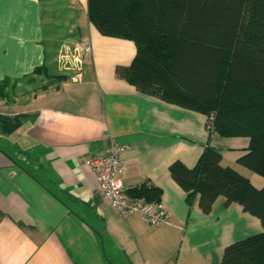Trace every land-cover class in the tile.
Returning <instances> with one entry per match:
<instances>
[{
    "label": "crops",
    "instance_id": "crops-1",
    "mask_svg": "<svg viewBox=\"0 0 264 264\" xmlns=\"http://www.w3.org/2000/svg\"><path fill=\"white\" fill-rule=\"evenodd\" d=\"M85 44L79 71L62 66L65 50ZM135 55L133 42L88 23L86 0H0V264H220L225 248L262 233L222 197L209 214L197 198L185 203L169 167L193 168L207 146L255 189L264 179L236 163L248 138L209 135L205 115L117 78ZM191 71L184 87L197 95ZM112 146L122 148L126 189L149 181L161 190L165 224L121 217L102 199L84 161Z\"/></svg>",
    "mask_w": 264,
    "mask_h": 264
},
{
    "label": "trees",
    "instance_id": "trees-1",
    "mask_svg": "<svg viewBox=\"0 0 264 264\" xmlns=\"http://www.w3.org/2000/svg\"><path fill=\"white\" fill-rule=\"evenodd\" d=\"M88 23L102 37L134 43L130 66L116 77L141 93L213 116L220 138L245 137L248 151L237 165L264 179V0H86ZM198 63L186 67L187 58ZM198 71L197 95L186 90ZM36 69L34 74H40ZM59 80L62 77H58ZM7 80L0 84L4 97ZM207 146L195 166L169 167L190 207L209 214L218 197L256 218L262 233L224 249L220 264H264V186L257 190ZM133 199L158 204L162 192L149 181L126 189Z\"/></svg>",
    "mask_w": 264,
    "mask_h": 264
},
{
    "label": "built area",
    "instance_id": "built-area-1",
    "mask_svg": "<svg viewBox=\"0 0 264 264\" xmlns=\"http://www.w3.org/2000/svg\"><path fill=\"white\" fill-rule=\"evenodd\" d=\"M66 59L62 66L67 70L79 71L81 58L91 53V46L85 44L75 45L71 49L65 50ZM71 81H76L73 77ZM212 115L206 117V132H212ZM122 148L112 146L103 154L92 156L84 161L94 176L98 190L102 199L107 205L116 211L121 217L129 215H139L150 226H160L167 222L168 215L161 204H148L143 199H133L126 194L121 177L124 175L126 167L121 160Z\"/></svg>",
    "mask_w": 264,
    "mask_h": 264
},
{
    "label": "rangeland",
    "instance_id": "rangeland-1",
    "mask_svg": "<svg viewBox=\"0 0 264 264\" xmlns=\"http://www.w3.org/2000/svg\"><path fill=\"white\" fill-rule=\"evenodd\" d=\"M38 75H41V73H40V74H38Z\"/></svg>",
    "mask_w": 264,
    "mask_h": 264
}]
</instances>
